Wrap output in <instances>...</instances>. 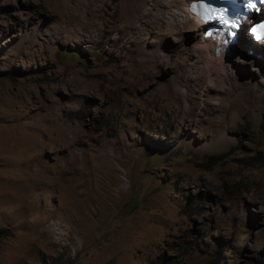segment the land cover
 <instances>
[{
    "label": "rangeland",
    "instance_id": "1",
    "mask_svg": "<svg viewBox=\"0 0 264 264\" xmlns=\"http://www.w3.org/2000/svg\"><path fill=\"white\" fill-rule=\"evenodd\" d=\"M144 1L0 0V264H264V55Z\"/></svg>",
    "mask_w": 264,
    "mask_h": 264
},
{
    "label": "bare ground",
    "instance_id": "2",
    "mask_svg": "<svg viewBox=\"0 0 264 264\" xmlns=\"http://www.w3.org/2000/svg\"><path fill=\"white\" fill-rule=\"evenodd\" d=\"M139 1L140 3L141 1L145 2L144 0ZM153 1L155 3L154 8H157L158 5L157 10H154H156V12L159 14L162 23L164 22L167 29L171 31H173L174 29H179L197 32V30L203 27V32L200 37H198L197 35H192L193 43L191 44L192 46L188 47L187 54H192L190 56V62L188 63V67L190 71H192V73L203 77L205 76L207 79L211 80L210 83H213L212 81H221L223 79H228L229 77H231L232 72L230 73L229 71L233 66V62H243L244 60H247V56L244 53L237 52L240 48H235L243 36L244 26H241V28L238 30V37L241 36V38L234 45V47H230V50L226 53L220 52V54L217 56L216 43H214L211 38L205 36V29L208 28L203 26L198 20L194 19L190 13L191 5L198 0H167L166 4H162L163 0ZM139 8L142 9V4ZM178 12H180V14L182 13V15H185H183L185 20L176 21L175 17L179 16ZM149 16H151V13L149 14ZM129 18L130 23H136L139 21V18L136 13ZM263 18L264 12L261 14L257 21H260ZM127 19L128 17L126 18V20ZM246 39L247 42L250 43L248 47H250L256 52V54L252 52V55H255L257 57L258 64L261 65V56L264 55V40L259 42L252 41L251 36L248 34L246 35ZM164 56H168V53H164ZM186 58L189 59V57ZM235 58L237 59L236 61ZM175 91L178 92V90Z\"/></svg>",
    "mask_w": 264,
    "mask_h": 264
},
{
    "label": "clouds",
    "instance_id": "3",
    "mask_svg": "<svg viewBox=\"0 0 264 264\" xmlns=\"http://www.w3.org/2000/svg\"><path fill=\"white\" fill-rule=\"evenodd\" d=\"M260 16H261V15H260ZM260 16H259V15H253V17H252V19H251V22H252V21H257V20L259 19ZM193 18H194V17H193ZM194 19H195V18H194ZM246 24H247V23H244L242 26H244V29L246 30L247 34L249 35L248 30L246 29ZM238 35H239V34H238ZM238 39H239V37L237 38V42H238ZM251 40L254 41L252 38H251ZM237 42H236V43H237ZM232 47H234V46H232ZM229 50H230V49H229ZM229 50H228V51H229ZM228 51H227V52H228Z\"/></svg>",
    "mask_w": 264,
    "mask_h": 264
},
{
    "label": "trees",
    "instance_id": "4",
    "mask_svg": "<svg viewBox=\"0 0 264 264\" xmlns=\"http://www.w3.org/2000/svg\"><path fill=\"white\" fill-rule=\"evenodd\" d=\"M5 235L3 234V232L0 231V239L3 238Z\"/></svg>",
    "mask_w": 264,
    "mask_h": 264
}]
</instances>
